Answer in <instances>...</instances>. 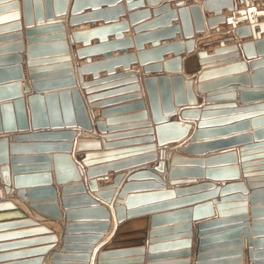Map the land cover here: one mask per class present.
I'll list each match as a JSON object with an SVG mask.
<instances>
[{"label":"water","instance_id":"1","mask_svg":"<svg viewBox=\"0 0 264 264\" xmlns=\"http://www.w3.org/2000/svg\"><path fill=\"white\" fill-rule=\"evenodd\" d=\"M9 3L2 6L0 10H10L13 13L8 14L0 18L1 22L15 21L8 26H3L0 30L10 29L17 32L5 36V39H12L10 43L0 46V134L12 133L17 131H26L29 128L32 130H40L37 133L30 134H11L9 142L8 134L0 135V188L3 195L12 194L16 189L18 197L23 200H30L31 207L35 208L41 213L47 214L51 217L59 219L61 214L58 210L56 202L41 203L38 201V196L41 193H46L55 198L54 190L50 186L38 189L25 190L23 186L28 183H33L37 179H43L50 185V174L46 172L41 174H24L22 170L26 169L20 166V162L24 160H31L32 158H22L14 153H20L23 150L29 149H46L53 146H59L65 151L61 154H54V172L56 181L62 183L68 172H72V175L79 178L78 169L76 163L70 152L71 143L74 138V127H80L82 129L89 130L91 128L90 119L86 110L84 100L80 94L79 87L75 86V73L78 75V79L81 88H87L91 82H83L84 73H93L94 79L97 78L96 70L101 68L111 69L115 64L122 63L125 65V70H128V63L137 59L142 71L145 74L143 78V92L141 86L137 83L138 77L135 73H129L126 76L131 77L127 82L135 83L130 88L137 91L133 96L132 103L125 104L121 109H137L139 112L132 117H138L146 119L148 115L153 117L154 128L144 133H148L143 143H147L137 150H144L147 156L145 159L153 162L157 160L160 155L161 148L165 149V153L169 154L172 150L174 143L185 137L191 128L190 122L183 119H196L195 124L196 132L195 137L203 134L208 127L233 121L234 119H243L244 114L220 117L222 114H230L234 109H222L228 108L229 105L223 106H187L196 105V93L193 89V81L191 78L184 79V76L179 73L182 66V58L180 53L184 47L188 52H192L194 49L195 40L193 39L194 32H203V37L207 36L206 29H215L219 31V25L223 23L231 24L234 20L231 17L226 18L222 14V10L227 8L233 14H236L235 0H202L201 2H192L188 5L184 4V1L177 0L175 8H171L168 2H164L159 8L154 9V18L145 25L137 26L135 33L131 38H122L119 30L125 29L128 22L132 23L134 20H138L141 17L149 15V9L138 8L133 13L128 15L127 22H118V14L122 13L123 7L117 5L119 0H6ZM101 1H108L110 5L105 8H100ZM240 3H244L245 8L237 11L240 15L239 21L245 20V15L251 16L249 18L250 25H244L236 27L234 25V33L237 37L244 38L252 35L253 41H247L241 43V48L248 57L257 55H264V38H261L260 33H255V27H258L261 31L264 30V21H257V17L262 14L260 11H255L253 4L250 0H238ZM256 1V0H254ZM152 2L158 3V0H147L150 5ZM139 3V4H138ZM261 5L264 7V0H260ZM142 2H134L131 5L141 6ZM154 4V3H153ZM21 8V13L19 10ZM86 9H90L86 11ZM68 10L67 22L68 24L75 26L85 22H92L91 28L86 30L72 32L70 39L74 42L81 43L82 46L78 48L75 53L78 58H85L86 64L77 67H73L71 62V55L69 50V43L67 35L65 33L64 18ZM264 11V10H263ZM204 12L213 13L211 17H205ZM255 12V13H253ZM253 17V18H252ZM22 19V22H21ZM98 19L104 20V25L96 26ZM174 19L179 20V24L172 25L171 22ZM22 23L25 30L23 39V33L20 31ZM154 25V30L146 33H142L145 26ZM110 32L114 33L115 39L108 40ZM139 33V34H138ZM177 33H180V39L176 42H172L166 45H160L159 42H154L152 47L144 49L143 41L147 39H158L161 37L169 38L174 37ZM96 37L98 43L91 44V40ZM227 39V38H226ZM133 42L136 44V54H128L125 50L120 52V56L117 58H111L110 50L114 47H127ZM225 40V39H224ZM224 40H219V48L214 49V56H207L205 51H200L195 54L184 58V66L187 72L197 71L196 75V87L198 92L205 93L203 98L205 102L219 100L221 98H235L236 90L239 91V97L241 101L249 99L264 98V58L251 61L252 72L243 73L236 76H226L232 71H246V62L244 59H239L237 53V46H225ZM173 51V57L168 60H163V55ZM24 52V55L22 54ZM100 52H104V60L91 62V56ZM230 52L231 57H235L232 62H227L223 67H216L211 64L208 66L200 67L197 64V58L200 59V63L203 61L216 60L218 56L223 53ZM249 54V55H248ZM25 58V65L27 67L30 85L24 78L23 72V60ZM216 58V59H215ZM162 61V62H161ZM233 63V64H230ZM217 65V66H220ZM161 71L164 74L160 73ZM128 73V72H127ZM168 73V74H167ZM231 83H240L239 86ZM89 91L86 90V93ZM27 94V95H25ZM91 96L87 97V101H91ZM180 110L179 119H171V114ZM247 108V107H246ZM261 108L264 112V103L260 105L250 106L247 109ZM246 110V109H245ZM248 116H253L258 111H249ZM105 112H102V116ZM219 115V116H218ZM211 116H218L214 119ZM233 119V120H232ZM230 121V122H231ZM241 121V120H239ZM95 126L99 130L104 129V123L100 120L95 121ZM148 127H152V122L147 123ZM228 125V124H226ZM243 127L246 123L241 124ZM240 126V125H238ZM51 129V130H46ZM229 129V128H222ZM257 132L254 131V134ZM46 137H62V142H54L52 144H21L20 142L35 141L36 138ZM155 142V143H154ZM257 142V141H256ZM245 143L244 145H247ZM262 145V144H261ZM260 144H249L247 146H241L238 149L241 157V166L245 167L247 160V150L254 147L261 146ZM264 145V144H263ZM78 149L83 147L98 146L95 142L78 141ZM207 146L206 144L203 145ZM202 147V146H197ZM159 148V149H158ZM189 148H182L181 151L185 152ZM158 149V150H157ZM236 150H227L211 156L206 159L203 158H187L183 157L179 153H174L170 156L171 166L168 169L170 176L182 175L184 173H201L206 174L208 178H215V175L224 174L228 172L231 174V179L239 178V166L236 165ZM12 155V156H10ZM92 155H85L84 157H91ZM34 159V158H33ZM44 161L49 162L51 157H41ZM225 159L229 160L230 166L220 168H191L183 169L177 166L180 162L185 163H197L203 165L205 162L210 163L213 160ZM88 165L87 160L83 161ZM49 167V164H44ZM164 168V162L158 161L153 167L149 168V171H143L144 175L151 176L154 179H158L155 175L156 171H161ZM49 169V168H46ZM147 168L140 169L139 171L146 170ZM154 173V174H153ZM119 176L115 178L114 183L117 182ZM93 179V178H91ZM159 187L162 190L159 194L161 196H172L173 190L165 188L164 184L157 180ZM249 182L250 180L247 179ZM88 184L92 190L97 191L96 196L110 199L112 191L110 186L97 188L95 180H89ZM173 184V182H172ZM221 185V186H219ZM81 187V185H79ZM250 190L246 187L243 180H233L225 184H214L213 182H203L194 187V189L206 190L209 192L199 194L191 197L194 202L204 199H212L193 207L184 208L181 210L168 212L164 214H155L151 217L153 226L158 223L172 221L175 219L189 220L193 218L203 219L214 214L213 205L216 207L219 213V217H224L229 212H225L222 209H229V207H237L235 213L239 214L235 220H240L238 224L227 225V220L233 218H222L201 221L198 223V246L196 250L195 264H242V248L244 241L248 243V255L251 264H264V250L256 251L260 246H264V184L250 183L248 184ZM221 187V188H220ZM66 189L68 187H65ZM160 189V188H159ZM212 190V191H211ZM236 191L237 194L228 195L227 193ZM180 192V191H179ZM221 192L219 200L213 198ZM26 195V196H25ZM152 194H137L130 195L122 204L130 206L134 204L139 198ZM88 198V196H85ZM121 199V198H120ZM250 203L251 222L248 221V217L245 214L246 208H242L246 204V200ZM236 200L238 202L229 204V201ZM65 201V199L63 200ZM94 205H98L97 202H93ZM116 211L118 214V220H122L123 207L117 206ZM1 209H13L14 211L8 214L0 215L2 217L22 218L25 214L20 210H16V205L10 201V199L2 200L0 202ZM241 209H244L241 211ZM95 210L104 215L105 221L97 224V227H102L104 233L108 226V214L104 206H96ZM222 210V211H221ZM121 213V214H120ZM67 217L72 214L66 212ZM226 217V216H225ZM145 222V220H142ZM75 224L67 223L66 231L64 235V243L70 239H80L79 237L73 238L68 234L71 228H74ZM128 225V224H127ZM185 227L189 228V232H186L181 240L173 242H151L148 247L149 253L161 252L166 249L183 248V250L151 254L148 255L149 259L159 258V256L179 254L184 255L187 258L179 260V262H169L167 264H188L190 263L191 255V224L187 223ZM263 237V238H259ZM84 238L95 239L96 236L89 235ZM180 239V238H179ZM56 236L51 235L38 240H33L31 243L42 241H55ZM228 240L229 242L221 243ZM170 241V240H168ZM155 243V244H152ZM62 251L67 248H81L86 253L91 250L90 246H68L63 245ZM42 251V249H40ZM105 250V249H104ZM103 251V250H102ZM100 252L98 256V264H106L102 261L103 257H107L110 254ZM132 252H142V249L136 248L131 250ZM131 251H123L121 253H127ZM212 251V252H210ZM88 259V254H86ZM59 257L60 254L53 253V257ZM231 257L228 259H223ZM54 258V259H55ZM216 259V260H212ZM142 257L135 258L134 261H140ZM41 259L34 260L33 262H40ZM127 260H121L119 263ZM54 264H60L54 262Z\"/></svg>","mask_w":264,"mask_h":264},{"label":"crops","instance_id":"2","mask_svg":"<svg viewBox=\"0 0 264 264\" xmlns=\"http://www.w3.org/2000/svg\"><path fill=\"white\" fill-rule=\"evenodd\" d=\"M185 5H188L192 2H201L202 0H182ZM134 2H142L141 6L131 5ZM164 2H168L171 8H175V3L177 0H158V3L152 2L148 4L147 0H119L117 5L123 7L122 13L118 14V22H127L128 15L133 13L138 8H147L149 9V15L134 20L132 23L128 22V25L125 29L119 30L122 34V38H131L134 36L135 28L137 26H142L148 24L153 18V10L159 8ZM9 2L6 0H0V8L5 6ZM154 3V4H153ZM139 4V3H138ZM236 6V14H233L231 11H228L227 8L222 10V14L226 18L231 17L234 22L231 24L223 23L219 25V31L215 29H206L205 32H208L207 36L202 38L203 32H194L193 39L195 40L194 49L192 52H188L184 47L183 51L180 53L182 58L181 71L179 73L184 76V79L191 78L193 81V89L196 93V105H185L187 106H223L229 105L228 108L222 109H234L230 114H222L220 117H230L240 114H244L243 119H232L228 123H221L207 129H204V133L195 137V124L196 119H183L187 122H190L191 128L189 132L174 143L172 150L168 154L165 153V149L161 148L162 157L157 158V160L151 162L149 159H145L149 153H145L144 150H137L146 146L147 143H143V140L149 136L148 133H144L149 130V128H154L153 117L148 115L146 119H141L138 117H132L134 114L139 112L137 109H121L125 104L134 102L133 96L137 91L132 90L130 87L135 83H129L127 80L131 77L126 75L129 73H135V76L138 77L137 83L141 86V92H143V78L145 74L142 71V67L139 64V61L135 59L132 62L128 63V70H125V65L122 63L115 64L111 69L101 68L96 70L97 78L94 79L93 73H84L83 82H91L87 88H81L78 75L75 73V86L79 87L80 94L84 100L88 117L90 119L91 128L89 130L82 129L80 127L69 128L74 132V138L72 141H69L72 145L70 152L78 169L79 178L76 179L72 175V172L67 173L66 179L60 183L56 181L55 172H54V154H61L65 150L59 146H53L46 149H29L20 151V153H14L19 155L22 158H32L31 160H24L20 162V166L26 168L22 170L24 174H41L47 172L50 174L51 182L50 185H47L43 179H37L33 183H28L26 186H23L25 190L28 189H38L50 186L54 190L55 198H52L51 195L46 193H41L42 195L38 196V201L41 203L46 202H56L58 210L61 214L59 219L51 217L47 214L41 213L35 208L31 207L30 200H23L18 197L16 189L13 190L12 194L3 195L1 193L0 202L2 200L10 199L16 205V210H20L25 214V217L22 218H13V217H2L0 218V264H54L58 262L60 264H98L99 253H115L110 254L107 257H103L102 261L106 264H167L169 262H179L183 258H187L184 255L173 254L166 256H159V258L149 259L148 255L167 253L183 250V248H174L166 249L161 252L149 253L148 247L151 242H173L181 240L182 236L189 232V228L185 227L187 223L191 224V255L190 263L195 264L196 250L198 246V223L206 220L213 219H224V218H233L226 222L227 225L238 224L240 220H235L236 216L239 214L235 213L237 207H229V209H222L226 214L224 217H219L218 210L213 205L214 214L205 217L203 219H193L182 220L175 219L172 221H166L158 223L153 226L151 222V217L155 214H164L168 212H173L181 210L188 207H193L195 205L201 204L208 200L204 199L201 201L194 202L190 199L193 196L207 193L208 189L200 190L194 189L195 186L203 184V182H213L214 184H225L233 180H243L246 184L248 190H250L248 184L258 183L264 184V112L261 111V108L256 109H247L250 106L260 105L264 103V98L258 99H249L246 101H241L239 97V91L236 90L235 98H221L219 100H214L210 102H205L204 97L205 93L198 92L196 87V75L197 71H189L185 69L184 58L195 54L200 51H205L207 56H214L213 51L216 48H219V40H224L225 46H237V53L239 59H244L246 64V71H232L226 76H236L243 73L252 72V67L250 65L251 61L264 58V55L256 54L252 57H248L243 49L241 48L242 42L253 41V36H247L244 38L237 37L233 31L234 25L236 27L250 25L249 18L245 15V20L239 21L240 15L237 11L245 8L244 3H240L238 0L234 1ZM100 8H105L110 5L108 1H101ZM254 8L256 11L262 12L260 16L257 17V21H264V7L261 5L260 0L254 2ZM90 9H86L89 11ZM21 13V8H19ZM14 11L10 10H0V18L8 16V14L13 13ZM205 17L213 16V13L204 12ZM65 33L67 35L69 50L71 55V62L73 67H77L86 64L85 58H78L75 51L82 46L81 43L74 42L70 39L72 32L86 30L92 27V22H85L79 25L72 26L67 22L68 10L65 14ZM253 18V17H252ZM3 21V20H1ZM0 21V28L3 26H8L9 24L15 22L11 21ZM22 22V19H21ZM96 26L104 25L103 19H98L96 21ZM172 25L179 24L178 19H174L171 22ZM154 25H149L143 27L141 30L142 33L151 32L154 30ZM24 24L22 23L21 32L24 35ZM17 31L4 29L0 30V46L8 44L12 39H5V36H9ZM259 32L261 38H264V30L261 31L258 27H255V33ZM139 34V33H138ZM216 36H212L215 35ZM227 38V39H226ZM115 36L113 32H110L108 35V40H114ZM180 39V33H177L174 37H161L158 39H147L143 41L144 49H149L152 47L154 42H159L160 45H166L172 42H176ZM98 43L96 37L91 40V44ZM125 50L128 54H136V44L133 42L127 47H114L109 52L111 58H117L120 56V52ZM24 55V52L22 53ZM230 52H226L216 57L214 61L206 59L209 61H203L200 63V59L197 58L196 62L200 67L208 66L215 64L216 67H223L227 62H232L235 60V57H231ZM104 52H100L96 55L91 56V62L104 60ZM173 51L165 53L163 55V60H168L173 57ZM249 55V54H248ZM25 56V55H24ZM162 62V61H161ZM24 78L28 81L29 85L31 80L29 79L27 67L25 65V58L22 62ZM233 64V63H230ZM220 65V66H217ZM128 72V73H127ZM160 73L164 74L163 71ZM168 74V73H167ZM239 86L240 83H231ZM32 89L31 85L29 86ZM86 90L89 91L86 93ZM27 95V94H25ZM91 96V101H87V97ZM247 107V108H246ZM182 107H179L178 111L171 114V119L180 118V110ZM246 109V110H245ZM105 114L102 116V112ZM249 111H258L256 115L248 116ZM219 116V115H218ZM216 116H211L210 118H219ZM100 120L104 123V129L99 130L95 126V121ZM241 120V121H239ZM152 122V127H148L147 123ZM246 123V126L243 127L241 124ZM228 124V125H226ZM240 125V126H238ZM229 128V129H222ZM40 130H32L29 128L26 131H17L12 133H1L8 136L9 142L11 134H30L37 133ZM51 130V129H46ZM254 131L257 132L254 134ZM62 137H46V138H36L35 141H25L20 142L21 144H52L54 142H62ZM78 141L84 142H95L98 143V146L93 147H83L78 149ZM257 141V142H256ZM155 143V142H154ZM245 143L249 144H262L261 146L254 147L247 150V160L244 161L245 167L241 166V157L238 149ZM206 144L207 146L203 145ZM202 146V147H197ZM185 152L181 151L182 148H189ZM159 149V148H158ZM157 149V150H158ZM227 150H236V165L239 166V178L231 179V174L224 172L221 175H215V178H208L206 174L201 173H184L182 175L170 176L168 169L171 166L170 156L174 153H179L183 157L187 158H203L206 159L211 156H216L221 152ZM85 155H92L91 157H84ZM12 156V155H10ZM50 156L51 159L49 162L44 161L41 157ZM34 158V159H33ZM84 160H87L88 165L84 164ZM158 161L164 162V168L161 171H156L155 176L160 180L166 189L173 190L172 196H161L160 191H164L159 187L158 181L151 176L144 175L143 171H149V168H153ZM44 164H49V167L44 166ZM229 160L219 159L213 160L210 163L205 162L203 165L197 163H185L180 162L177 164L178 167L183 169L191 168H220L230 166ZM49 168V169H46ZM147 168L146 170L139 171L140 169ZM154 174V173H153ZM119 176L116 183H114L115 178ZM93 178V179H91ZM247 179L250 181L248 182ZM89 180H95L97 188L110 186L112 191L110 199H105L103 197L96 196L97 191L92 190L88 184ZM173 182V184H172ZM1 184V183H0ZM81 185V187L79 186ZM221 186V185H219ZM65 187H68L67 189ZM160 188V189H159ZM221 188V187H220ZM180 191V192H179ZM212 191V190H211ZM2 192V191H1ZM137 194H152L139 198L134 204H131L129 207L122 204L130 195ZM230 196L237 194L236 191L227 193ZM26 196V195H25ZM85 196H88L86 198ZM221 192H217L213 198L219 200ZM121 198V199H120ZM65 199V201H63ZM97 202L98 205H94L91 202ZM249 200H246V204L242 208H246L245 214L248 218V221L251 222V213H250V203ZM118 202L119 206L123 207V217L122 220H118V214L116 211V203ZM238 201L233 200L229 201V204H234ZM117 205V206H118ZM96 206H104L108 214V226L106 231L102 232V227H97V224H100L105 221L104 215L101 212L95 210ZM221 210V211H222ZM244 209H241L243 211ZM14 211L13 209H1L0 215L8 214L9 212ZM66 212H70L72 215L67 217ZM121 214V213H120ZM143 222L142 226H137L139 222ZM71 223L75 224L74 228L69 230V236L80 239H70L68 242L64 243V235L66 231V224ZM128 224V225H127ZM54 235L56 236L55 241H42L31 243L33 240H38L40 238H45L47 236ZM94 235L95 239L84 238L85 236ZM180 238V239H179ZM263 238V237H259ZM170 240V241H168ZM229 242L228 240L221 243ZM68 246H90L91 250L88 253L81 248H67L62 251L63 245ZM155 244V243H152ZM248 243L247 240L244 241V246L242 248V264H251L250 257L248 255ZM136 248L142 249V252H132ZM42 249V251L40 250ZM105 249V250H104ZM263 251L264 246L256 251ZM123 251H131L127 253H121ZM60 254L59 257L55 256L52 259L53 253ZM212 252V251H210ZM86 254H88V259H86ZM142 257L140 261H134L135 258ZM55 258V259H54ZM231 257H226L223 259H228ZM41 259L40 262H33L34 260ZM121 260H127L125 262L119 263ZM216 260V259H212ZM227 264V263H226Z\"/></svg>","mask_w":264,"mask_h":264},{"label":"bare ground","instance_id":"3","mask_svg":"<svg viewBox=\"0 0 264 264\" xmlns=\"http://www.w3.org/2000/svg\"><path fill=\"white\" fill-rule=\"evenodd\" d=\"M251 2H252V4H253V8H254V0H250ZM254 10L256 11V9L254 8ZM253 13H255V12H253ZM249 17V16H248ZM251 17V16H250ZM65 19V18H64ZM65 21V20H64ZM161 156H162V154H161ZM2 193V192H1Z\"/></svg>","mask_w":264,"mask_h":264},{"label":"built area","instance_id":"4","mask_svg":"<svg viewBox=\"0 0 264 264\" xmlns=\"http://www.w3.org/2000/svg\"><path fill=\"white\" fill-rule=\"evenodd\" d=\"M162 151H163V150L161 149V150H160V155H159V157H162V156H161ZM1 191H2V190H1V188H0V197H1Z\"/></svg>","mask_w":264,"mask_h":264},{"label":"rangeland","instance_id":"5","mask_svg":"<svg viewBox=\"0 0 264 264\" xmlns=\"http://www.w3.org/2000/svg\"><path fill=\"white\" fill-rule=\"evenodd\" d=\"M217 34H215V35H212V36H216ZM143 222H139V223H137V224H139V225H137V226H142V225H144V224H142Z\"/></svg>","mask_w":264,"mask_h":264}]
</instances>
